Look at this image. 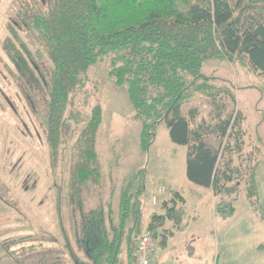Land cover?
I'll list each match as a JSON object with an SVG mask.
<instances>
[{
    "label": "trees",
    "instance_id": "trees-1",
    "mask_svg": "<svg viewBox=\"0 0 264 264\" xmlns=\"http://www.w3.org/2000/svg\"><path fill=\"white\" fill-rule=\"evenodd\" d=\"M17 21L50 62L46 75L35 61L39 51L33 54L14 26L7 25L2 49L23 82L26 99L42 110L53 176L62 145L77 134L66 202L72 216L79 215L75 236L84 260L65 237L73 264H124V249L132 264L133 246L143 231L146 170L129 174L118 201H114V186L104 203L97 151L102 105L98 100L86 115L75 103L79 95L87 96L90 70L105 61L107 77L125 91L132 117L140 124L141 152L148 154L163 123L170 141L187 147V180L210 188L215 196L230 197L229 202L221 200L215 214L223 219L234 215L237 171L230 160L221 165L220 150L204 140L202 129L190 128L194 114L186 117L181 106L196 97L222 95L235 102L234 88L218 85L215 76L203 73L210 60H239L264 76V0H30ZM237 122L233 114L222 120L215 129L218 137H228ZM223 148L228 151L230 147ZM257 166L258 162L250 172L245 195L260 205ZM56 192L59 209L62 191L57 188ZM91 197L98 198L99 204L87 209L85 201ZM183 202L180 193L171 191L169 200L159 205V213L150 217L146 230L161 250L168 247L173 234L159 231L167 221L178 227L182 224L177 205ZM10 245L5 244L4 249L12 256Z\"/></svg>",
    "mask_w": 264,
    "mask_h": 264
},
{
    "label": "rangeland",
    "instance_id": "rangeland-1",
    "mask_svg": "<svg viewBox=\"0 0 264 264\" xmlns=\"http://www.w3.org/2000/svg\"><path fill=\"white\" fill-rule=\"evenodd\" d=\"M29 1L0 0V264H73L65 246V237L73 252L84 260L75 236L79 215L73 217L66 202L68 170L77 134L74 132L73 137L62 145L53 176L42 110L26 99L23 82L2 49L8 36L7 25L10 24L33 54L39 51L35 61L47 75L50 62L46 54L17 21L18 13ZM107 71V61L91 69L87 96L81 94L75 101L86 115L98 100L102 105L97 151L103 175V202L108 201V192L114 187L104 185L107 182L105 172L108 171L122 182V178L144 168L148 183L146 203L160 205L169 200L171 188L179 191L183 188L186 194L187 187L174 180L182 174L187 147L173 144L167 127L161 123L155 141L148 154L144 155L139 147L140 124L132 117L125 91L114 86L107 77ZM203 73L215 76L218 85L234 88L236 101L225 95L216 99L196 97L184 103L181 112L188 118L193 112L190 128L195 131L202 129L204 140L220 150L221 165L228 160L232 162L233 169L237 171L233 185L240 196L239 212L248 201L246 186L250 172L258 162L255 178L264 212V76L239 60H210L205 63ZM231 114L238 117V122L228 131V137L221 140L215 129ZM226 144L230 147L228 151L223 148ZM261 148L263 151L257 156ZM57 188L62 191L59 209ZM62 195L65 196L63 200ZM85 203L88 209L98 205L99 200L91 197ZM5 244H11L12 256L6 253ZM156 249L157 242L153 253ZM160 252H156L158 260ZM128 257L127 254V259L122 258L124 264L130 263ZM166 261L169 262L168 257ZM181 264H194V258Z\"/></svg>",
    "mask_w": 264,
    "mask_h": 264
},
{
    "label": "crops",
    "instance_id": "crops-1",
    "mask_svg": "<svg viewBox=\"0 0 264 264\" xmlns=\"http://www.w3.org/2000/svg\"><path fill=\"white\" fill-rule=\"evenodd\" d=\"M261 151H263L262 148L257 151V156ZM105 173L107 182L104 185L115 186L114 201L116 202L127 176L120 182L117 175L111 176L112 172L109 171ZM174 182L184 184L188 191L184 194L183 188L179 191L169 186L171 191L180 193L184 199L183 203L177 205V208L182 211L183 222L178 227L172 221H167L159 231V234L164 231L171 232L173 236L168 241V247L165 250L158 248L154 251L155 264H181L187 263L191 258H194V264H211V260L212 264H264V212H262V205H255L253 201L246 198L248 201L239 212L240 196L237 193L238 200L233 203L234 215L231 218L223 219L215 214V210L222 199L229 202L230 197L215 196L210 188H202L189 182L185 175V166L182 174L175 177ZM174 182L173 185H176ZM147 188L148 183L145 184V189ZM146 196L142 216L143 231L146 230L150 217L154 213H159V205H153L152 202L146 203ZM157 250L161 251L159 260L156 254ZM166 257L169 258V262L166 261ZM121 258L127 259L125 249ZM132 264H135L134 254Z\"/></svg>",
    "mask_w": 264,
    "mask_h": 264
},
{
    "label": "built area",
    "instance_id": "built-area-1",
    "mask_svg": "<svg viewBox=\"0 0 264 264\" xmlns=\"http://www.w3.org/2000/svg\"><path fill=\"white\" fill-rule=\"evenodd\" d=\"M154 244L155 240L152 234L147 230L142 231L133 246L135 264H155Z\"/></svg>",
    "mask_w": 264,
    "mask_h": 264
}]
</instances>
